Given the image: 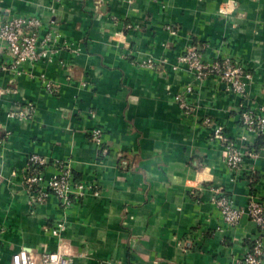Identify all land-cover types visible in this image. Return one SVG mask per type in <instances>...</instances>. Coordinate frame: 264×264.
Here are the masks:
<instances>
[{"label": "crops", "instance_id": "1", "mask_svg": "<svg viewBox=\"0 0 264 264\" xmlns=\"http://www.w3.org/2000/svg\"><path fill=\"white\" fill-rule=\"evenodd\" d=\"M100 1L98 10L92 0H0V16H35L37 42L54 40L47 59L17 68L0 49V264L21 249L65 253L71 264H234L256 233L246 206L264 200V152L240 126L243 110L264 106V0ZM197 42L211 58L226 52L245 65L242 98L214 76L171 70ZM147 58L159 66L134 65ZM205 119L242 151L236 171ZM31 155L44 160L45 177L69 162L83 198L67 210L53 198L30 206L21 176ZM217 192L242 211L235 227L222 224ZM57 221L66 227L60 239L47 233Z\"/></svg>", "mask_w": 264, "mask_h": 264}, {"label": "built area", "instance_id": "2", "mask_svg": "<svg viewBox=\"0 0 264 264\" xmlns=\"http://www.w3.org/2000/svg\"><path fill=\"white\" fill-rule=\"evenodd\" d=\"M40 26L41 21L35 16L25 17L9 14L0 16V49L5 50L13 63V67L17 68L24 64L32 65L39 60L47 59L50 52L49 46L54 40L48 33L38 43L37 33H39ZM199 59L200 55L195 50H191L185 57L179 58L177 64L171 66V70L173 72L179 71V66H182L197 80L200 76L205 75L218 76L221 80L227 81L230 80L228 77H231V81H233L230 84L233 88L232 91L240 98L243 97L245 80L249 76L242 73V68H232V65L230 67L225 65V63H230L228 59H225L221 65L214 62L203 66ZM151 63V60H147V67L150 70L153 69ZM37 79L40 81L42 90L50 95L54 90L53 84L46 80L42 74H39ZM190 90L191 87L187 85L184 88V93H188ZM174 100L179 102L184 113L188 107H191L178 94L174 96ZM8 117L23 119L26 115L22 112H11ZM203 124L210 130L209 139L222 144L225 167L230 171H236L244 158L242 151L229 142L220 125H215L208 119H205ZM240 126L244 132L251 134L255 139L261 137L264 129V106L243 110L240 113ZM100 136L101 131L99 129H93L90 132V139L93 143H99ZM260 150L264 152V138H262ZM253 155L254 152L248 153V156ZM44 165L42 158L31 155L27 158L23 169L21 185L28 196L30 206H40L48 198H53L60 209L67 210L83 198L86 192L85 185L73 180L69 162L54 163L52 171L47 177L40 170L41 166ZM211 202L217 209L223 225L231 228L238 224L243 213L233 205L226 193H214ZM246 215L254 223L256 233L234 264H264V200L251 198L246 206ZM65 228L63 221H57L47 230V233L52 238L60 239ZM8 264H71V259L65 253L58 251L34 253L30 250L21 249L10 256Z\"/></svg>", "mask_w": 264, "mask_h": 264}, {"label": "rangeland", "instance_id": "3", "mask_svg": "<svg viewBox=\"0 0 264 264\" xmlns=\"http://www.w3.org/2000/svg\"><path fill=\"white\" fill-rule=\"evenodd\" d=\"M52 2H54V3H61L62 1H64V0H51ZM93 1V6H95L96 8H98V5L97 4H99V2H100V4H101V2L102 1H100V0H92ZM250 2H258V0H250ZM97 10V9H96ZM98 10H99V8H98ZM223 10H225V9H223ZM226 12H227V10L225 11V12H223V13H220L221 14V17H224L225 15H226ZM240 16H242L243 17V14H240ZM177 27L176 26H166L165 28H164V30L169 34V35H171V36H175V34H176V31H177ZM198 45H200V47L199 48H197V46ZM68 45H65V44H62L60 47H57V51H64V50H66L68 47H67ZM210 47H209V45L207 44V43H199V42H197V45L196 44H192V45H188L187 47H186V49L184 50V52L181 54V55H179V56H177V58L175 59V62H174V64L172 65V66H174V65H176L177 64V62H178V59L179 58H181V57H185L186 55H187V53L189 52V51H193V50H195L199 55H200V59H199V62H200V64L201 65H203V66H206V64H210V63H216L217 65H221V63H223V61L225 60V59H228L229 61H230V63L228 64V63H225V65H228L229 67H230V65H232L233 67L232 68H242V73L243 74H249V72H248V70L246 69V67H245V65L239 60V59H236V58H231V59H229L230 58V55L229 54H227L226 52H220V51H217L216 52V55L214 56V57H209L208 55H206L205 53H204V51L205 50H208ZM50 50V52L51 51H53V48L52 49H49ZM49 52V53H50ZM147 60H151L152 61V59H149V58H147V59H144V60H141L139 63H136V64H134V65H136L138 68H141V69H147V70H150L147 66H148V64H147ZM152 68L154 69L155 67H158L159 66V64H155L153 61H152ZM63 65V64H62ZM187 66V65H186ZM178 68V67H177ZM179 69L180 70H183V71H186L182 66H179ZM179 69H177V70H179ZM179 70V71H180ZM192 75V74H191ZM243 76V75H242ZM249 76V75H248ZM208 76L207 75H205V76H200V78L197 80V79H195L196 81H202V80H204L205 78H207ZM214 77H216V78H218V80H219V82L220 83H223L225 86H226V89H227V91L228 92H231V93H234L232 90H233V88H232V86L230 85L233 81H231L232 80V78L231 77H228V79H230L229 81H227V80H221L218 76H214ZM54 89H56L55 87H54ZM191 91H192V89L188 92V93H185V94H189V93H191ZM53 94H55V92H52L51 93V95H53ZM189 108H191L192 109V107H188L187 108V110H185V115H190L191 114V111L192 110H189ZM183 112H184V110H183Z\"/></svg>", "mask_w": 264, "mask_h": 264}, {"label": "trees", "instance_id": "4", "mask_svg": "<svg viewBox=\"0 0 264 264\" xmlns=\"http://www.w3.org/2000/svg\"><path fill=\"white\" fill-rule=\"evenodd\" d=\"M261 142H262V138H261V137H257V138H256V144H257L256 147H257V148H259V147L261 146ZM257 148H256V149H257ZM256 149H255V152H256ZM257 150H258V149H257ZM73 180H74V181H77L74 177H73Z\"/></svg>", "mask_w": 264, "mask_h": 264}]
</instances>
